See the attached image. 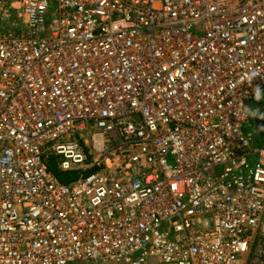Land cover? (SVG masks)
I'll use <instances>...</instances> for the list:
<instances>
[{
    "label": "built area",
    "instance_id": "1",
    "mask_svg": "<svg viewBox=\"0 0 264 264\" xmlns=\"http://www.w3.org/2000/svg\"><path fill=\"white\" fill-rule=\"evenodd\" d=\"M263 111L264 0H0V264H264Z\"/></svg>",
    "mask_w": 264,
    "mask_h": 264
},
{
    "label": "trees",
    "instance_id": "2",
    "mask_svg": "<svg viewBox=\"0 0 264 264\" xmlns=\"http://www.w3.org/2000/svg\"><path fill=\"white\" fill-rule=\"evenodd\" d=\"M49 167L56 174V176L64 183L75 181L81 177L87 176L94 171L95 168L86 169L84 171H70L65 172L57 167V163L54 157L49 159Z\"/></svg>",
    "mask_w": 264,
    "mask_h": 264
},
{
    "label": "rangeland",
    "instance_id": "3",
    "mask_svg": "<svg viewBox=\"0 0 264 264\" xmlns=\"http://www.w3.org/2000/svg\"><path fill=\"white\" fill-rule=\"evenodd\" d=\"M256 104L252 103L255 107ZM261 119H255L246 127V131L253 135V145L261 146L264 143V111L260 114ZM258 143V144H257ZM72 172V171H71Z\"/></svg>",
    "mask_w": 264,
    "mask_h": 264
}]
</instances>
